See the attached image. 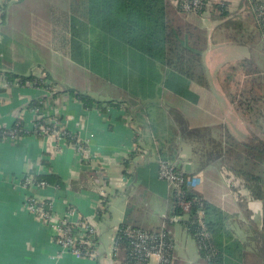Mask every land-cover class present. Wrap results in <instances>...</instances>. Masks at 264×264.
Wrapping results in <instances>:
<instances>
[{"label":"crops","instance_id":"crops-1","mask_svg":"<svg viewBox=\"0 0 264 264\" xmlns=\"http://www.w3.org/2000/svg\"><path fill=\"white\" fill-rule=\"evenodd\" d=\"M6 5L7 16L0 33L3 39L1 72L48 76L57 90L75 88L100 100H125V103L102 111L84 108L66 92L51 98V102L55 100L53 106L58 114L65 118L67 128L85 143L82 156H77L73 146L49 136L29 134L0 142V264H114L116 233L125 222L146 230L164 228L171 243V264H207L201 259L196 240L183 222L167 219L173 200L167 183L158 177V160L163 155L179 164L188 163V188L226 213L223 242L236 239L242 245L243 256L236 257L229 248H223L222 264H246V259L249 263L256 262L251 239V222H255L250 217L246 221L238 217L242 204L229 189L220 163L203 165L200 162L193 152L192 142L179 137L176 119L168 109L169 106L178 109L189 128L222 125L236 137L245 135L246 123L231 105L223 80L228 65L246 58L264 70V38L247 0H226L224 15L212 8L203 15L188 18L190 23L205 30L207 43L203 60L208 88L191 83L195 102L166 90L158 101H147L123 99L120 90L116 94L115 90L101 94L88 87L73 86L66 69L58 67L62 66L59 62L72 63L54 52L48 31V12L42 8L47 1L7 0ZM25 37H29V42L23 44ZM215 54L218 63L211 66L207 58ZM5 84L0 77L3 89L0 92V126L10 127L21 117L25 128L30 129L34 114L25 106L37 98H46L47 93L34 87ZM163 124H168L167 132ZM170 133L175 136L173 139L168 137ZM51 173L65 182L66 189L45 188L32 192L35 197L52 201L53 218L47 223L26 208L28 193L20 182L23 175ZM197 174L203 176L199 188ZM210 182L215 189L220 188L221 194L216 195L215 189L209 186L206 189ZM103 197H107V203L99 215L97 209ZM69 206L75 209L77 217L96 226L95 257L61 252L54 242L55 225L65 217ZM245 212L252 213L250 209ZM255 215L253 213L252 217ZM257 215L260 218V211ZM259 228L260 219L257 220V230Z\"/></svg>","mask_w":264,"mask_h":264},{"label":"trees","instance_id":"trees-1","mask_svg":"<svg viewBox=\"0 0 264 264\" xmlns=\"http://www.w3.org/2000/svg\"><path fill=\"white\" fill-rule=\"evenodd\" d=\"M46 1L47 5L42 8L48 12V31L54 52L63 55L73 65L87 69L92 76L115 84L123 99L158 101L166 90L195 102L191 83L196 82L208 88L203 60L207 44L205 30L190 23L187 16L184 18L186 14L201 13L184 12L172 6L168 0ZM247 1L258 31L263 36L262 22L257 19L252 6L259 10L264 9V0ZM6 4L7 0H4L1 6L0 33L7 16ZM225 9L218 6L219 15H224ZM258 18L263 19L264 13ZM2 41L3 39H0V44ZM224 73L223 88L231 105L246 123V138H236L225 127L221 131L212 126L189 128L187 120L177 108L175 110L169 106L168 109L176 119L180 130L179 137L194 144V154L199 157L200 162L203 165L220 163L228 187L235 193L238 203L257 202L260 228L251 235L256 262L249 263L248 259L245 262L264 264V70L254 66L252 59L246 58L228 65ZM0 77L7 85L17 81L22 84L26 81L34 82L41 88L53 85L48 76L39 78L34 75L20 76L9 71H0ZM2 91L0 88V92ZM63 92L80 101L86 109L97 108L106 111L121 107L125 103V100H100L75 88L56 90L51 96L57 97ZM42 100L43 98L32 100L28 107L41 108ZM61 118L59 115L58 119ZM37 121L46 124V118ZM163 125L162 128L167 132L168 124ZM11 128L17 129L19 135L30 134L23 129L21 119L15 120ZM1 131L8 132L9 129L0 128ZM168 137L173 139L175 136L170 133ZM77 141L76 136H64L65 144H79ZM80 147H84L83 144ZM162 159H167L166 155H163ZM178 164L174 163L175 168L185 170L189 178L190 173ZM32 178L36 182L45 181L57 190L66 189L65 182L55 173L36 174L32 175ZM186 189L187 199H195L190 212L184 213L173 202L172 211L167 217L181 218L178 221L183 222L184 227L196 240L201 259L207 264H222L223 248H229L232 254H237L236 257H242V245L236 239L223 242L226 239L223 232L227 221L226 213L198 193L187 187ZM106 199L107 197L101 198L97 209L99 215L106 206ZM198 210L203 211L210 233L206 248L197 240V228L191 220ZM186 218L189 220L184 221ZM127 225L130 224L122 223L117 230L114 264H127L130 260V244L123 234ZM246 256L245 254L244 257Z\"/></svg>","mask_w":264,"mask_h":264},{"label":"built area","instance_id":"built-area-1","mask_svg":"<svg viewBox=\"0 0 264 264\" xmlns=\"http://www.w3.org/2000/svg\"><path fill=\"white\" fill-rule=\"evenodd\" d=\"M168 1L172 6L184 12L203 13L208 8V6H211V3H215L216 5L223 7L226 0ZM3 2L4 0H0V15ZM251 5L255 4L251 3ZM252 8L254 13L257 14L258 17H261L264 13L263 8L261 10L253 6ZM258 17L257 19L262 22V30L264 31V18L261 19ZM14 84L25 87H34L37 89H41L47 93V97L40 102L42 104L41 108H29L28 104L25 106V108L31 110V112L34 114V119L31 120L32 126L30 129L25 128V125L22 121L23 129L32 135L49 136L54 138L57 142H61L64 144V136H76L78 140L77 142L79 144L70 145L75 148L77 156H82L85 150V143L79 139L76 133L67 128V122L65 121V118L62 117L61 120L58 119L59 114L53 106V102L55 100L51 102V93L53 91H56L57 89H55L53 86L41 88L35 85L34 82L28 81H26L24 84H22L20 81H17ZM42 118H46V122H44L46 124H42L41 121H37ZM17 119H21V117H17ZM0 128L9 129L8 132H0V142L3 140H16L18 137L24 136L19 135L17 129L11 128V126H0ZM82 144L84 147H80V145ZM158 177L167 183L172 199H174L173 202L175 203V205L178 206L186 214L190 212L192 202H194L195 199L190 200L186 197V187L188 188L190 181L186 176L185 170H177L172 161L160 158L158 160ZM202 181V174H197L196 186L198 188L201 187ZM20 184L22 188L27 190L28 193L25 197L26 208L45 222L51 223L53 218L52 201L35 197L32 192L34 190L45 188H52L53 190H55L56 188L49 185L45 181L36 182L35 180H33L31 175H23L21 177ZM168 218L169 221L181 220V218L178 216H170ZM187 220H189V218H186L184 221ZM191 220L197 228V232L195 234L197 240L201 242L206 248L207 243L210 240V233L208 232V229L206 227L203 211L198 210ZM55 230L56 233L54 242L61 252H67L77 256L95 257L94 248L96 243L94 236L97 233V228L89 220L81 216L77 217L74 208L69 206L65 217L63 219H60L59 223L57 222V224L55 225ZM123 234L128 244H130V260H128L127 264H171V243L169 242L164 228H159L155 231L150 232L148 230H143L127 225L124 227ZM199 246H201L200 243ZM114 249L115 242L113 250Z\"/></svg>","mask_w":264,"mask_h":264},{"label":"rangeland","instance_id":"rangeland-1","mask_svg":"<svg viewBox=\"0 0 264 264\" xmlns=\"http://www.w3.org/2000/svg\"><path fill=\"white\" fill-rule=\"evenodd\" d=\"M248 2V1H247ZM225 3H226V1H225ZM225 3H224V6L223 7H225ZM249 4V3H248ZM212 5H214V4H212ZM208 6V8L204 11L205 13H206V11H210V10H212V8H213V10H215V11H217L218 12V6L219 5H215V6ZM201 13L202 15L203 14H205V13ZM219 13V12H218ZM171 14H173V12H171ZM174 15V14H173ZM194 15H199V14H186L185 16L184 15H182V16H184V18L187 16V18H189L190 16H194ZM189 19H191V18H189ZM225 29H227V27L225 26ZM263 31V30H262ZM264 32V31H263ZM29 38V37H28ZM28 38H23L22 39V42H23V44H25L26 42H29V39ZM263 38H264V36H263ZM21 47V46H20ZM29 48H31V49H33L32 48V46H30ZM207 61H208V63L211 65V66H215V65H217V63H218V61H217V56H216V54L215 55H210L209 56V58H207ZM59 64H61L62 66H58V67H60L61 69H66V72H68L69 73V75H70V83L73 85V86H75V87H88V88H90V89H92L93 91H95L96 93H101V94H107V93H112V90H115V94L117 93V90H119L118 88H117V86L114 84H111V82H109V81H106V80H104V79H100V78H96V77H94V76H92L90 73H89V71H87V69L86 70H84L82 67H78L77 65H73V64H71V65H69L68 63H64V65H63V63H60L59 62ZM61 71H63V70H61ZM231 86H233V84H232V82H231ZM221 87H222V85H221ZM54 88H56V87H54ZM223 89V88H222ZM64 93V92H63ZM228 97V96H227ZM218 130H224V128H223V126L222 125H220V126H218V128H217ZM241 132H242V130H241ZM247 133H248V131L245 129V135H242V136H235L236 138H239V139H244V138H246V135H247ZM236 135H237V133H236ZM193 139V138H192ZM192 145H193V152H194V144L192 143ZM171 161V160H170ZM173 162V161H172ZM173 163H175V162H173ZM210 176V175H209ZM211 177V176H210ZM212 179H214L215 180V178H214V176H212L211 177ZM211 180V179H210ZM208 186H209V188L210 189H212V190H214L215 189V187H213V185H212V182H210V184L209 185H207V187H206V189L208 188ZM221 194V190H220V188L218 189V188H216L215 189V194L216 195H218V194ZM232 196H234V195H232ZM225 198H226V200H228L229 199V196L228 195H226L225 196ZM213 201H215V202H217V203H221V201L220 202H218L217 200H213ZM250 204H253L252 206H250ZM226 205H228L229 206V204H226ZM241 207L242 208H240V215L238 216L239 218H241L243 221H246L247 220V218L248 217H250L251 219H253V221L255 222V223H252L251 222V231L253 232V233H256L257 231V220L258 219H260L259 218V216L257 215V214H259V207H258V205H257V202L255 201V203L253 202V203H251V202H246V203H243L242 205H241ZM246 209H250L251 211H252V213L249 215V214H247L246 212H245V210ZM253 213H255L256 215L254 216V218H255V220H254V218L252 217V214ZM246 224V223H245Z\"/></svg>","mask_w":264,"mask_h":264},{"label":"water","instance_id":"water-1","mask_svg":"<svg viewBox=\"0 0 264 264\" xmlns=\"http://www.w3.org/2000/svg\"><path fill=\"white\" fill-rule=\"evenodd\" d=\"M178 166L179 167L183 166L186 170H189V167H190L188 163H185L184 165L180 163V164H178Z\"/></svg>","mask_w":264,"mask_h":264}]
</instances>
